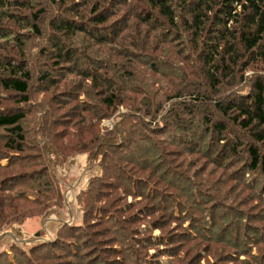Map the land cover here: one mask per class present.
I'll return each mask as SVG.
<instances>
[{
  "label": "trees",
  "instance_id": "obj_1",
  "mask_svg": "<svg viewBox=\"0 0 264 264\" xmlns=\"http://www.w3.org/2000/svg\"><path fill=\"white\" fill-rule=\"evenodd\" d=\"M1 94L0 232L100 174L0 264H264V0H0Z\"/></svg>",
  "mask_w": 264,
  "mask_h": 264
},
{
  "label": "rangeland",
  "instance_id": "obj_2",
  "mask_svg": "<svg viewBox=\"0 0 264 264\" xmlns=\"http://www.w3.org/2000/svg\"><path fill=\"white\" fill-rule=\"evenodd\" d=\"M250 74L251 72L248 71L245 76ZM0 96L2 97L3 94ZM41 98L42 97H39L38 101H41ZM111 122L112 120L104 121L102 126L110 127L112 124ZM87 159L86 155L77 156L70 159L66 164H62L56 170V178L62 186L63 206L60 208L55 207L50 210L45 219L35 218L24 222L22 225L29 223L30 221L36 222L40 220V222L31 224L29 232L22 230L20 228L22 225L17 224H13L8 228L3 229L0 232V252H2L4 250L3 248L6 246L7 248H5L3 252L10 254L9 247L14 244L19 245L23 247L25 251H28V249L36 243H47V241L53 240L52 236L48 233L47 224L51 222L49 221L50 219H58L59 217L57 213L60 215L62 211H67L68 214V217L64 216L65 218H63L64 223L68 225L73 223L74 219L72 220V218L69 217V212H72V209H75L77 212L79 211L76 201L79 190L86 188L88 179L100 174L97 165L90 164ZM2 163L5 164V162ZM53 213L56 218L53 216ZM5 236H7V238L3 239ZM255 254L257 253L255 252Z\"/></svg>",
  "mask_w": 264,
  "mask_h": 264
},
{
  "label": "crops",
  "instance_id": "obj_3",
  "mask_svg": "<svg viewBox=\"0 0 264 264\" xmlns=\"http://www.w3.org/2000/svg\"><path fill=\"white\" fill-rule=\"evenodd\" d=\"M80 156V155H78ZM78 190V189H77ZM58 215V219H50L49 221H51L50 223L47 224V230H48V233L49 235L52 236V239L55 238V235L57 233V230L60 228V226L62 224H65L64 221H63V218H65L64 216L68 217V214H67V211H62V213L59 215V213H57ZM53 216H54V213H53ZM55 217V216H54ZM69 217L72 218V220L74 219V221H78L79 220V211L77 212L75 209H72V212L70 211L69 212ZM56 218V217H55ZM68 219V218H67ZM73 221V222H74ZM37 222H40V220L36 221V222H32L30 221L29 223H25L24 225H22L20 228L22 230H26V232L30 231V227H31V224H34V223H37ZM46 223V222H45ZM41 224V223H40ZM7 236H5L3 239H6ZM5 245V244H4ZM5 248H7L6 246L3 248L5 250ZM3 250V251H4Z\"/></svg>",
  "mask_w": 264,
  "mask_h": 264
}]
</instances>
